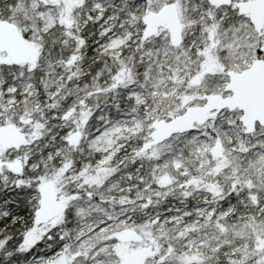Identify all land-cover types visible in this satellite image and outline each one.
<instances>
[{
    "label": "snow or ice",
    "instance_id": "1",
    "mask_svg": "<svg viewBox=\"0 0 264 264\" xmlns=\"http://www.w3.org/2000/svg\"><path fill=\"white\" fill-rule=\"evenodd\" d=\"M0 264H264V0H0Z\"/></svg>",
    "mask_w": 264,
    "mask_h": 264
}]
</instances>
